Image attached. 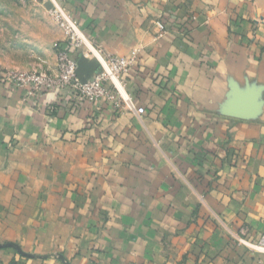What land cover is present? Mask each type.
Wrapping results in <instances>:
<instances>
[{
	"label": "crops",
	"instance_id": "1",
	"mask_svg": "<svg viewBox=\"0 0 264 264\" xmlns=\"http://www.w3.org/2000/svg\"><path fill=\"white\" fill-rule=\"evenodd\" d=\"M60 1L144 113L0 81V264H264V0Z\"/></svg>",
	"mask_w": 264,
	"mask_h": 264
},
{
	"label": "built area",
	"instance_id": "2",
	"mask_svg": "<svg viewBox=\"0 0 264 264\" xmlns=\"http://www.w3.org/2000/svg\"><path fill=\"white\" fill-rule=\"evenodd\" d=\"M50 5L48 15L54 25L63 32L67 41L66 47H59L56 51L55 74L38 72H22L0 67V81L5 84L25 90L27 96L52 91L53 89H66L70 94L80 96L90 103H99L102 99H119L127 109L134 111L138 116L144 113L143 108H136L124 90L122 76L135 67L137 52L132 51L127 56L104 57L96 50L82 34L72 17L64 10L60 0H46ZM158 33L164 34L166 28L157 22ZM86 47V55L93 56L99 70L86 82L82 83L76 75L77 60L71 51ZM264 249V237L259 242Z\"/></svg>",
	"mask_w": 264,
	"mask_h": 264
},
{
	"label": "rangeland",
	"instance_id": "3",
	"mask_svg": "<svg viewBox=\"0 0 264 264\" xmlns=\"http://www.w3.org/2000/svg\"><path fill=\"white\" fill-rule=\"evenodd\" d=\"M43 2L0 0V59L10 53L12 61L11 68L5 69L53 73L49 67L61 44L60 30L49 20Z\"/></svg>",
	"mask_w": 264,
	"mask_h": 264
},
{
	"label": "water",
	"instance_id": "4",
	"mask_svg": "<svg viewBox=\"0 0 264 264\" xmlns=\"http://www.w3.org/2000/svg\"><path fill=\"white\" fill-rule=\"evenodd\" d=\"M46 6L49 8L50 5L47 3ZM97 68V62H88L84 57H81L79 60H77L76 75L80 82L84 83L94 74Z\"/></svg>",
	"mask_w": 264,
	"mask_h": 264
}]
</instances>
